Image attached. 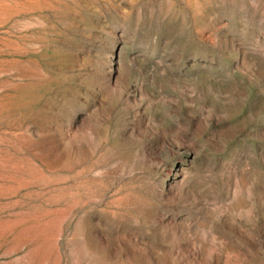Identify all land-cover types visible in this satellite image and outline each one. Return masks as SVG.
Here are the masks:
<instances>
[{
	"label": "rangeland",
	"instance_id": "rangeland-1",
	"mask_svg": "<svg viewBox=\"0 0 264 264\" xmlns=\"http://www.w3.org/2000/svg\"><path fill=\"white\" fill-rule=\"evenodd\" d=\"M0 264H264V0H0Z\"/></svg>",
	"mask_w": 264,
	"mask_h": 264
}]
</instances>
